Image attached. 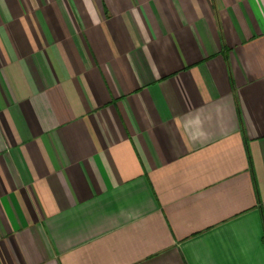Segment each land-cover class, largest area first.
<instances>
[{
    "label": "crops",
    "instance_id": "1",
    "mask_svg": "<svg viewBox=\"0 0 264 264\" xmlns=\"http://www.w3.org/2000/svg\"><path fill=\"white\" fill-rule=\"evenodd\" d=\"M0 264H264V0H0Z\"/></svg>",
    "mask_w": 264,
    "mask_h": 264
}]
</instances>
